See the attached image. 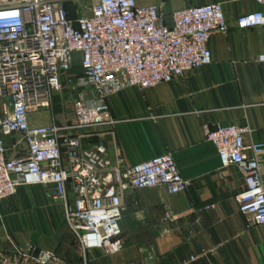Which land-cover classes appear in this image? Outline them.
I'll use <instances>...</instances> for the list:
<instances>
[{"label":"built area","instance_id":"2783aa9c","mask_svg":"<svg viewBox=\"0 0 264 264\" xmlns=\"http://www.w3.org/2000/svg\"><path fill=\"white\" fill-rule=\"evenodd\" d=\"M168 17L161 5L138 0H0V202L22 186L50 187L65 204L67 226L82 248L115 253L125 246L121 221L128 190L188 189L172 153L122 166L104 143L83 142L84 130L117 123L110 96L210 65L211 37L231 28L221 2ZM237 24L264 26V10ZM67 90L76 93L74 120L31 123L32 114L52 109L54 97L64 98ZM252 131L248 125L205 126L222 167L235 165L245 178L236 201L248 227L264 225V141L247 143ZM0 264L69 263L57 251L23 242L0 250Z\"/></svg>","mask_w":264,"mask_h":264},{"label":"crops","instance_id":"0c3cea01","mask_svg":"<svg viewBox=\"0 0 264 264\" xmlns=\"http://www.w3.org/2000/svg\"><path fill=\"white\" fill-rule=\"evenodd\" d=\"M210 2L222 3L231 24L226 34L211 37L213 62L172 82L113 94L109 104L115 126L84 130L83 138L86 145L104 143L112 161L122 166L172 153L191 183L188 189L178 194L164 187L128 190L121 221L125 246L108 253L84 250L74 239L65 204L52 197L50 187L22 186L0 202V250L31 242L41 250L57 251L69 264H264V225L248 227L236 201L246 188L245 178L235 165L222 167L216 146L205 135V126L248 125L253 131L245 141H264V63L259 61L264 26L237 24L263 11L264 2L138 0L140 5H161L169 20L175 10ZM75 56L78 72L80 54ZM68 95L75 100V92L67 90ZM62 107L32 114L31 123L74 120V101L72 108ZM261 173L264 181V161Z\"/></svg>","mask_w":264,"mask_h":264},{"label":"rangeland","instance_id":"374dc122","mask_svg":"<svg viewBox=\"0 0 264 264\" xmlns=\"http://www.w3.org/2000/svg\"><path fill=\"white\" fill-rule=\"evenodd\" d=\"M79 63V62H78ZM59 95H56L55 100H53V105L59 106L60 108H63L62 106H65L66 108H72L73 107V96L68 95L64 100H61L58 98Z\"/></svg>","mask_w":264,"mask_h":264}]
</instances>
